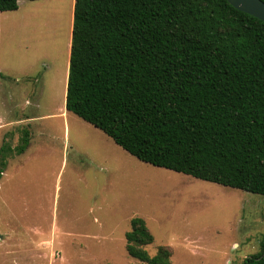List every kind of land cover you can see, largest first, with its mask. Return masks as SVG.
<instances>
[{"label":"rangeland","instance_id":"1","mask_svg":"<svg viewBox=\"0 0 264 264\" xmlns=\"http://www.w3.org/2000/svg\"><path fill=\"white\" fill-rule=\"evenodd\" d=\"M75 2L21 0L0 13V120L38 118L0 123V148L32 137L0 180V264H144L126 249L134 218L155 238L150 256L168 247L172 264L258 254L264 196L141 162L64 111Z\"/></svg>","mask_w":264,"mask_h":264},{"label":"trees","instance_id":"2","mask_svg":"<svg viewBox=\"0 0 264 264\" xmlns=\"http://www.w3.org/2000/svg\"><path fill=\"white\" fill-rule=\"evenodd\" d=\"M66 110L141 162L264 196V22L228 0H76ZM31 139L3 142L0 180ZM131 226L129 256L172 264L168 247L150 256L145 219Z\"/></svg>","mask_w":264,"mask_h":264},{"label":"water","instance_id":"3","mask_svg":"<svg viewBox=\"0 0 264 264\" xmlns=\"http://www.w3.org/2000/svg\"><path fill=\"white\" fill-rule=\"evenodd\" d=\"M237 10L264 22V2L262 0H228Z\"/></svg>","mask_w":264,"mask_h":264},{"label":"crops","instance_id":"4","mask_svg":"<svg viewBox=\"0 0 264 264\" xmlns=\"http://www.w3.org/2000/svg\"><path fill=\"white\" fill-rule=\"evenodd\" d=\"M72 45V44H71ZM70 55H71V47H70ZM69 65H70V61H69V64H68V70H67V76L65 77V79H64V84H65V91H66V97H67V87H68V79H69ZM0 78H2V76H1V74H0ZM37 79H38V77H37ZM2 84V82H0V85ZM66 97H65V106H64V111L65 112H67L66 111ZM33 100H34V102L32 101V103H31V105L33 104V106L34 105H36L37 107L39 106V103H40V101H39V99H35V98H32ZM6 100V99H5ZM5 104L6 105H8L6 102H5ZM9 107V109H14L13 107H10V106H8ZM68 113V112H67ZM66 114V113H65ZM38 119V118H37ZM36 118H27V119H25V120H21V121H10V122H2L1 120H0V123H4L5 125H7V126H13V125H16V124H22V123H31V122H35L36 120H37ZM1 125V124H0Z\"/></svg>","mask_w":264,"mask_h":264}]
</instances>
